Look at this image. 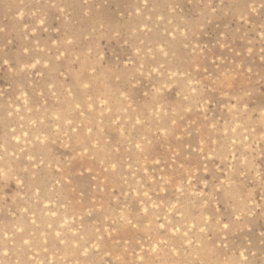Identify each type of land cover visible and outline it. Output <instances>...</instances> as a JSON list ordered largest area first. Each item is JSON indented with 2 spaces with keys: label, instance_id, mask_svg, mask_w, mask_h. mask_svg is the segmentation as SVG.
Instances as JSON below:
<instances>
[{
  "label": "rangeland",
  "instance_id": "374dc122",
  "mask_svg": "<svg viewBox=\"0 0 264 264\" xmlns=\"http://www.w3.org/2000/svg\"><path fill=\"white\" fill-rule=\"evenodd\" d=\"M0 264H264V0H0Z\"/></svg>",
  "mask_w": 264,
  "mask_h": 264
}]
</instances>
